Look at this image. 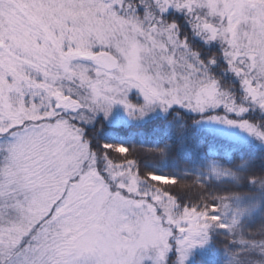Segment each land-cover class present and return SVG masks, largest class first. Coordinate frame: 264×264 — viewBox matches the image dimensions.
<instances>
[{
	"label": "snow or ice",
	"instance_id": "1",
	"mask_svg": "<svg viewBox=\"0 0 264 264\" xmlns=\"http://www.w3.org/2000/svg\"><path fill=\"white\" fill-rule=\"evenodd\" d=\"M0 264H264V0H0Z\"/></svg>",
	"mask_w": 264,
	"mask_h": 264
},
{
	"label": "trees",
	"instance_id": "2",
	"mask_svg": "<svg viewBox=\"0 0 264 264\" xmlns=\"http://www.w3.org/2000/svg\"><path fill=\"white\" fill-rule=\"evenodd\" d=\"M101 139L104 142L113 143L120 142L121 137L116 136L115 134L101 135ZM120 151L123 152L124 149H120ZM183 167L189 168L193 172V174L185 176L180 169H169L168 174L175 173L179 177V183L173 185L169 181L163 180L162 177L158 176L155 177V179L161 180L162 183L161 185H156L155 187L165 188L167 191L172 192L176 197L182 199L186 203H202L204 201H207L210 204L215 197L210 196L209 193H217L223 191V187L217 186L214 183H210L207 188H205L203 185L197 186V183L195 181V172L201 173V175L205 178H207L208 174H214L209 173V169L206 164L199 165L195 169H192L191 165H182L181 168ZM225 171L226 170H221V174H225ZM226 187L232 189L234 192L238 191V194L240 195H249L246 189L237 190L234 185H228ZM259 230V226H257L256 229H253V232ZM229 239H231V237L217 236L215 238L216 246L218 248L226 247L224 241Z\"/></svg>",
	"mask_w": 264,
	"mask_h": 264
}]
</instances>
